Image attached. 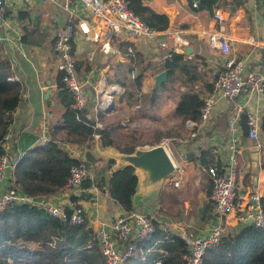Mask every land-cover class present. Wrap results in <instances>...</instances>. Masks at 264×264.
I'll list each match as a JSON object with an SVG mask.
<instances>
[{"label": "crops", "instance_id": "crops-1", "mask_svg": "<svg viewBox=\"0 0 264 264\" xmlns=\"http://www.w3.org/2000/svg\"><path fill=\"white\" fill-rule=\"evenodd\" d=\"M141 1L153 11L165 14L169 21L168 28L158 32L154 40L130 38L125 34L112 36L108 53L101 50L103 39H92L95 33L102 37L105 29L92 19L77 0L69 5L65 0H30L27 3L13 0L5 6L0 20V53L10 64L13 75L10 80L19 83L22 92V102L16 111L12 133L6 145L10 150L11 144L17 142L20 134L28 133L38 137L37 146L45 145L53 138L61 143L71 157L83 159L87 149L67 141L61 130L63 105L57 90L59 72L53 50L56 33L64 30L69 22L73 23L72 52L76 73L86 93V106L88 101L93 102V107L96 104L95 109L90 107L92 103L88 106L96 127H108L117 144L120 143L119 135L130 127H122L121 123L129 118L143 122L146 130L155 127L168 130L173 126L175 129L182 126L183 129L179 136L160 133L151 141L152 146L166 141L169 155L178 163L180 170L159 186H140L133 198L135 210L132 212L141 211L155 216L154 219L160 223L164 216L176 217L182 210L181 205H184V210L191 206L196 210L197 219L207 225L205 232L218 223L223 228V234L235 232L244 226L238 220L241 214L238 209H244L249 195L257 193L264 207V95L241 96L236 100L216 95L210 119L204 127L195 129V137H191V131L196 121L180 117L176 110L178 101L185 94H197L205 100L214 93L211 73L223 70L224 57L209 45L207 36L210 33L218 32L227 38L230 56L243 63L245 72L257 70L264 73V0H217L212 10L195 7L194 0ZM215 11L220 12L222 20L215 18ZM163 41L167 45L165 49L160 47ZM130 48L133 56L128 51ZM173 48L175 53L184 55V62L191 67L185 73L177 70L171 76L168 74L165 85L161 86L163 92L160 96L155 87V76L165 70L161 67L162 58ZM187 49H190L189 55L185 53ZM137 69H145L139 88L133 83ZM209 84L210 88L207 87ZM128 89L133 90L135 97H147L145 109H140V104L131 107L126 105L124 98ZM112 93H115L113 104L105 109ZM99 112L101 116H98ZM247 113L256 115L259 120L256 141L247 138L242 126L243 116ZM235 115H238L236 203L239 208L232 215L222 216L216 213L210 199L212 167L195 165L194 158L203 150H211L216 163L221 168L226 165L230 145L228 122ZM254 148L258 149L257 161L252 158ZM89 150L97 160L107 161L114 159V151L118 149L102 148L96 137ZM13 155L18 163L24 152ZM176 176L181 179L177 187L173 184ZM11 183L9 175L5 184ZM170 184L173 186L171 188L176 189L175 193H172L173 189L166 188ZM87 191L89 199L79 201V205L94 233L101 228L109 230L116 218L126 214L106 190L91 188ZM69 196L64 190L35 200L38 204L45 202L64 209L72 207ZM162 200L169 201L168 208L176 211L168 213L160 208ZM176 205L179 209H175ZM158 242V239L150 240V237L142 242V245L148 246L147 251L142 247L145 256L150 250L153 251Z\"/></svg>", "mask_w": 264, "mask_h": 264}, {"label": "trees", "instance_id": "trees-1", "mask_svg": "<svg viewBox=\"0 0 264 264\" xmlns=\"http://www.w3.org/2000/svg\"><path fill=\"white\" fill-rule=\"evenodd\" d=\"M127 1L131 11L151 29L160 32L168 28L169 21L165 14L153 11L141 0ZM216 3L217 0H198L197 8L212 10ZM190 67L189 63L184 62V55L178 53H172L163 61V68L168 71L169 76L177 70L185 73ZM137 70L133 83L139 88L145 69ZM12 76L8 60L0 53V155L5 153L1 145L12 133L16 111L22 102L21 87L16 81L10 80ZM163 85L165 82L161 86ZM207 87L210 88V84ZM57 90L63 105L60 116L61 130L67 141L89 150L98 137L102 148L115 147L125 154L135 151L138 144L134 143L136 137L131 135L133 133L119 135L120 143L117 144L108 127H96L88 108L91 103L90 107H93L92 101H88V105L82 110L74 108V98L63 83L60 73ZM135 100L133 90L128 89L124 102L131 107L135 105ZM203 105L204 99L199 95L185 94L178 101L176 113L195 122L199 120ZM101 114L99 112L98 116ZM242 126L246 131L245 115ZM262 129L264 130V115ZM37 141V136L22 133L9 150L12 155L24 152L10 175L11 184L22 194L33 198L64 191L71 168L82 163L81 159L71 157L61 143L53 138L40 146L36 145ZM215 160L211 150H203L194 158L195 165H210L220 172L221 166ZM115 163L113 159H100L92 165L81 182V191L69 196L72 207L64 208L68 216L76 209H81L79 201L89 199L87 190L91 188L106 190L126 213L135 210L133 196L138 185L135 169L127 165L109 175ZM82 213L83 221L71 224L49 215L34 204L9 205L0 213V264H104L96 235L89 227L84 212ZM161 224L154 220L153 232L146 239L134 242L147 251L148 246L142 245V242L149 237L150 240H159L153 251L147 252L146 256L135 264H185L182 257L189 253L187 243L180 234L171 232ZM203 264H264V229L249 224L235 232L224 233L218 243L207 250Z\"/></svg>", "mask_w": 264, "mask_h": 264}, {"label": "built area", "instance_id": "built-area-1", "mask_svg": "<svg viewBox=\"0 0 264 264\" xmlns=\"http://www.w3.org/2000/svg\"><path fill=\"white\" fill-rule=\"evenodd\" d=\"M13 0H0V20L2 18L5 6ZM27 3L30 0H20ZM69 5L73 0H65ZM82 3L84 8L89 12L94 21L100 24L105 33L101 37L95 33L92 39L99 41L103 39L101 50L105 53L109 51L110 37H120L125 34L130 38H147L154 40L158 36V32L151 29L142 19L134 14L127 0H77ZM196 7V2H193ZM214 16L218 20H222L219 11L214 12ZM74 38V26L69 22L65 29L56 33L53 50L57 58V70L62 76V81L68 91L74 98V108L82 110L86 105V93L83 84L78 80L75 62L72 52V42ZM209 45L218 50L224 57L223 70L213 71L211 73V83L214 93L204 100V105L200 110L199 120L194 123L191 131V137H195V129L202 128L210 119L216 95H221L229 100H236L241 96L248 95H264V73L257 70L244 71V65L241 61L230 56V45L227 38L218 32L210 33L207 36ZM179 43L182 41L176 40ZM160 47L165 49L166 42L160 43ZM176 50V49H175ZM130 55L133 56V50L130 48ZM175 53L174 48L168 51L162 58L165 61ZM134 77V75L132 74ZM115 92V91H114ZM115 93H112L105 109L113 104ZM103 106V105H102ZM246 136L250 140L256 141L259 133V120L254 114L246 115ZM238 115L229 119L228 128L230 135L229 152L227 154L226 165L218 172L212 167L213 172L211 183L210 199L214 205L218 215L228 216L236 212L239 208L236 203L237 198V169H236V153L237 143L236 133L238 131L237 124ZM133 125L130 120L121 123V126ZM1 145L5 153L0 155V213L13 203L18 204H34L40 206L49 215L57 217L63 222L71 224H79L83 221V210L76 209L71 215H67L60 206H52L45 202L37 203L35 198L22 194L13 184L6 185V178L16 168V160L14 155L9 153L6 140ZM167 148V142H162ZM169 153V151H168ZM173 160V159H172ZM175 172L180 170V166L173 160ZM83 163L71 168L67 179L65 190L71 194H78L82 180L86 175ZM180 176L174 179L175 187L180 182ZM247 204L243 210L238 209V220L244 225H253L256 228L264 229V207L261 203L260 196L257 193L249 195ZM154 217L138 213L130 212L116 218L109 230L101 228L95 233L99 242L100 251L103 255L104 264H130L132 261L137 262L143 259L145 251L134 242L146 239L154 229ZM223 235V229L220 223L213 225L203 235L190 237L183 233L180 236L185 240L189 247V253L182 257L185 264H203L204 256L208 249L217 244ZM133 241V243H132ZM156 264H160L157 262Z\"/></svg>", "mask_w": 264, "mask_h": 264}, {"label": "water", "instance_id": "water-1", "mask_svg": "<svg viewBox=\"0 0 264 264\" xmlns=\"http://www.w3.org/2000/svg\"><path fill=\"white\" fill-rule=\"evenodd\" d=\"M198 3V0H194ZM187 55L190 54V49L185 51ZM163 68V65H161ZM168 79V71L161 70L155 76V87L159 88ZM114 148V147H112ZM253 160L258 159V149L254 148ZM115 165L111 168L109 175L115 170L123 166H131L135 169L136 176L138 178V185L136 193L139 187H153L159 186L163 181L172 177L175 172V165L170 157L165 146L162 144L154 145L150 148L137 147L132 154L121 153L120 151H114ZM113 159V160H114ZM95 155L90 151H85L82 159V163L86 171L96 162ZM135 193V195H136ZM134 195V196H135ZM133 196V198H134Z\"/></svg>", "mask_w": 264, "mask_h": 264}, {"label": "rangeland", "instance_id": "rangeland-1", "mask_svg": "<svg viewBox=\"0 0 264 264\" xmlns=\"http://www.w3.org/2000/svg\"><path fill=\"white\" fill-rule=\"evenodd\" d=\"M158 94L161 96V93L163 92V87H159L158 89ZM147 97L143 96V97H136L135 100V105L136 104H140L141 108L140 109H145L146 107V102H147ZM130 122L133 123L134 126L130 125L129 129L125 132L126 133H133L131 135H134L136 137V141H134V143H137L139 145V147L142 148H149V146L152 145H148L147 143L151 144V141L156 139V136H158L160 133H165V135H180L182 132V126H177V128L175 129L174 126L172 128H169L167 130V128H163L164 130H161V128L159 127H155L153 129H149L146 130L147 128L143 127V122L138 121V119H130ZM143 121V120H142ZM167 130V131H165ZM180 162V161H178ZM186 178V177H184ZM170 180V179H169ZM174 184V182H173ZM184 184V181H183ZM173 187L172 184H170L169 186H166V188L168 189H173L174 191H172V193H175V188H171ZM160 208L165 209L169 212L173 213L176 211L168 208L169 207V201H165L162 200L159 204ZM182 206V210L184 212H182V210H179V214L176 215V217L170 218V217H162L161 223L164 227L173 230L175 232H179V234H181L182 232H185L186 234H192V235H202L203 233H205V230L207 228V225L204 224V221L198 220L197 219V215H195L196 210L193 209L191 206H189V208L187 210H184V205ZM190 208L192 209L190 211ZM175 209H179V206L176 205ZM138 213H142L141 211H138ZM155 218V216H154ZM182 229V230H181ZM223 229V228H222ZM130 264H135L134 261H132Z\"/></svg>", "mask_w": 264, "mask_h": 264}]
</instances>
